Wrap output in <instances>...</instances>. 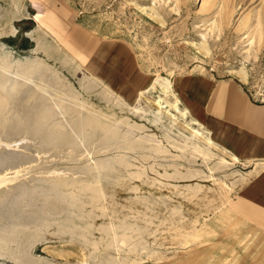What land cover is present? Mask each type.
<instances>
[{
    "label": "rangeland",
    "instance_id": "obj_1",
    "mask_svg": "<svg viewBox=\"0 0 264 264\" xmlns=\"http://www.w3.org/2000/svg\"><path fill=\"white\" fill-rule=\"evenodd\" d=\"M17 1L14 9L13 0H0V56L41 59L58 68L73 90L82 91L83 72L97 76L88 58L93 47L102 38H116L131 47L151 75L149 85L136 94L142 92V105H152L158 95L173 100L161 94L159 85L152 86L158 76L172 80L180 106H187L206 128V112L234 127L256 120L238 115L223 97L210 104L218 84L248 106L264 104V0ZM8 19L13 31L3 27ZM77 53L87 58L80 69L68 61L76 62ZM25 92L20 87L12 93L13 105L0 126V175L18 172L0 184V264H264V223L253 218H264V211L238 200L237 185L231 183L230 173L242 169L241 163L224 168L213 163L210 172V160L188 151L161 154V148L141 137L153 133L161 139V124L154 121L158 114L129 109L136 95L114 107L111 117H127L140 136L129 137L135 132L126 125L108 133L102 122L80 136L77 120L57 135L53 125L60 111L37 117L45 94L27 100ZM87 98L98 109L110 102L98 87L88 89ZM171 112L176 115H165L166 125L175 120L184 127L178 113ZM105 164L112 165L115 180H105L97 170ZM170 164L177 165L174 176H161V171L173 172ZM191 168L203 172L179 176ZM190 183L199 186L187 189ZM77 186L105 194L93 201ZM143 199L151 206L141 209ZM214 213L219 217L213 221L215 230L186 243L190 219L197 217L196 226L203 229L200 223L206 217L212 221ZM161 218L167 219L161 223ZM170 220L187 229L175 231ZM65 227L72 231L63 232Z\"/></svg>",
    "mask_w": 264,
    "mask_h": 264
},
{
    "label": "bare ground",
    "instance_id": "obj_2",
    "mask_svg": "<svg viewBox=\"0 0 264 264\" xmlns=\"http://www.w3.org/2000/svg\"><path fill=\"white\" fill-rule=\"evenodd\" d=\"M18 6L19 2L17 0H13L14 9L18 8ZM150 15H152V13H150ZM3 27L10 31L14 30V27L10 24L9 19L4 23ZM38 27L39 29H43L40 23H38ZM53 37L55 36L53 35ZM40 43L41 42L38 41L37 45L42 47V44ZM75 57L76 58H74V60L76 59V62H74L73 59L68 61L74 68H82L85 62H87V58L80 53H77ZM42 68H44L43 71ZM0 69L6 72H2L0 74V126L7 119L8 113L10 111V106L13 105L11 96L12 93L16 90H19L20 87H26L25 97L27 100L31 99L32 97L35 98L45 94L43 95V99L41 100V112L39 113V115H37V117L43 114H48L53 109H57L60 111L59 118L53 125L57 135H60L66 123L73 120H77L78 122H80V129L82 132L80 136L84 134L87 128L94 127L96 124L101 122L108 125V133L119 128L122 125H126L128 130L135 132L132 133L129 137H133L134 135H141L138 131L139 128L137 129L136 126L132 125L127 117L112 119L111 114L115 112L114 107H121L123 105H126L128 101L119 93L115 92L109 84L103 82L97 76L90 72H83L82 77L79 78L80 87L82 88V91H79L70 88V84L64 81V78L60 75L58 68L49 66L43 60L38 58L21 60L19 58H13L10 55L0 56ZM7 73H9L10 76L6 75ZM28 82H30L31 85H29ZM154 84L159 85L161 94L170 95L173 100L171 102H168L165 98L161 97V95H158L155 102H152V105L147 106L141 104V99L143 97L142 92H140L133 98V106H129V109H139L141 112L151 113H153L154 111V113L158 114L154 118L155 123L161 124V139L153 133L144 134V136L141 137H144L146 140H148V143H152L154 146L161 148V154L167 153L168 151H171L173 149L179 151L180 153L188 151L189 153L195 154V156L201 157L203 161L210 160L212 162V165L206 164V167L210 172L213 168V163H215L216 167L224 168L231 166L240 160L239 156L236 153L228 150L224 146H221L217 141L213 139L211 130L209 128H206L200 120L191 116L187 106H180V100L172 89V80L169 77L158 76L154 80L152 86H154ZM93 87L100 88L110 99V102L105 106L104 109H98L96 107L93 108L94 104L87 98L88 89L90 90ZM171 109L173 111H176L178 113L177 115H179L183 119L185 123L184 127L179 125V123H177L175 120L171 123L170 126L166 125L167 119L165 118V115H176L175 113L172 114ZM100 110H106L107 112L103 113L100 112ZM83 114H85L84 119L82 118ZM96 117H100L102 120H96ZM22 139L24 140L25 138L22 137ZM3 142L4 138H0V143ZM140 142L141 140L139 141V143ZM67 149V152H72L71 147H68ZM217 150L223 151L225 154L217 155ZM170 166L173 168V172L170 173L161 171V176H174L172 174L176 173L177 165L170 164ZM255 166H258V163H255ZM260 167L264 168V162L260 165ZM104 169L106 171L103 172ZM111 169V164L106 165V167L97 168L98 171L102 172L104 179L107 181L115 180V178L110 176V173L112 171ZM202 172L203 171L199 168H191L190 172L181 174L179 176L190 178L193 176H198ZM9 173L10 172L4 174L1 173L0 184H4L14 179L18 174V172H12V175L9 177ZM204 176L206 178H209L212 177V174L205 173ZM174 186L176 187V185ZM195 186H199V183H196L194 185L190 183L186 188L191 189ZM78 189L79 192L85 193L86 191L85 197L93 201L98 200L105 194V191L103 189L88 190V186L78 187ZM150 206V201L143 199V206L141 207V209L148 208ZM171 208L175 211L179 209L178 206H173ZM139 214L143 218H148L147 215H142L141 213ZM217 215V213H214V219L212 221L209 217H206L199 225L203 226V229H200L196 226V222H198L197 217L191 218L189 225L190 227L188 226L189 228L185 232L188 237L186 243L189 240L190 242L194 241L201 235L203 236V234L210 232V230L211 232H213L215 230L213 221L215 219H219ZM166 219L167 218H161V223ZM170 222L172 224L169 226L175 231L187 229L186 227L183 228L181 225L176 224L175 221L170 220ZM205 222H207V225L203 224ZM109 228L111 229L110 233L113 236V241L116 242V228L112 225V223H110ZM71 231L72 230L68 227H65L63 230V232ZM76 234L82 236V234ZM12 241H16L17 243V240L15 239ZM221 246L222 245H220L219 247ZM144 247L145 244H141L140 248Z\"/></svg>",
    "mask_w": 264,
    "mask_h": 264
},
{
    "label": "crops",
    "instance_id": "obj_3",
    "mask_svg": "<svg viewBox=\"0 0 264 264\" xmlns=\"http://www.w3.org/2000/svg\"><path fill=\"white\" fill-rule=\"evenodd\" d=\"M88 58L90 66L94 65L98 68L97 76L124 98L134 97L151 82L150 73L141 68L131 47L122 40L116 38L103 40L102 38L93 47ZM216 97L226 99L235 112L243 118L256 119L252 125L246 124L244 128L234 127L226 122L216 121L210 118L207 112L205 113V122L214 140L216 139L221 146L236 153L240 158L236 163L243 165L242 169H233L230 173L233 176L231 183L237 185V199L264 211V168L260 167L264 162V104L248 106L245 102H240L238 95L223 84H218L213 97L206 100L211 104ZM222 118L225 117L222 116ZM255 163H258V166H255ZM231 207L236 209L235 204ZM253 218L264 223V218L255 214ZM237 233L238 230L234 232V234ZM221 248L224 246L222 245ZM217 256L218 252L212 255L214 259H217ZM218 258L224 259L222 253Z\"/></svg>",
    "mask_w": 264,
    "mask_h": 264
}]
</instances>
